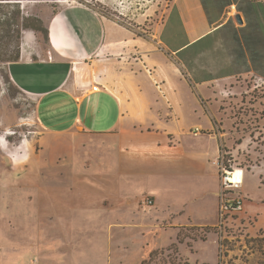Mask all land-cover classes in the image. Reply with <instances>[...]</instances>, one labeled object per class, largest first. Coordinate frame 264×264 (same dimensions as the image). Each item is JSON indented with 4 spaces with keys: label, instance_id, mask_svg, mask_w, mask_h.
Listing matches in <instances>:
<instances>
[{
    "label": "crops",
    "instance_id": "0c3cea01",
    "mask_svg": "<svg viewBox=\"0 0 264 264\" xmlns=\"http://www.w3.org/2000/svg\"><path fill=\"white\" fill-rule=\"evenodd\" d=\"M29 3L45 4L37 14L48 29L47 48L33 31H25L20 57L7 63V73L13 85L33 99L42 133L34 162L42 163L37 175L45 179V186L34 187L45 205L51 200L44 208L51 226L58 224L63 230L61 236L46 235V245H37L33 261L96 264L97 251H86L95 242L105 245L102 264H125L126 252L113 250L122 246L118 235L148 218H155L154 226L162 230L171 229L174 237L148 256L174 243L180 254V245L188 244L177 242L183 239L180 227L217 225V171L214 188L204 189L221 144L215 128L221 134L223 125L217 124V115L223 113L221 104L225 102L227 111L231 100L249 93L245 79L254 76L236 39V28L244 20L236 22L235 5L221 11L209 5L210 22L200 0H173L164 21L149 36L86 3ZM229 17L234 27L225 26ZM3 88L0 77V96ZM196 113L206 122L193 120ZM200 133L214 142L213 154L192 143ZM152 177L169 187L151 186ZM181 177L194 179L186 191ZM212 191V222L197 220V215L192 218L190 213L184 220L179 218L188 201L197 200L199 193L208 198ZM138 193L151 197L153 204L139 209ZM87 212L84 220L74 218ZM58 213L70 218L56 221ZM239 214L255 215L246 211L245 198ZM102 220L115 233L100 236L82 229L87 223L99 227Z\"/></svg>",
    "mask_w": 264,
    "mask_h": 264
},
{
    "label": "rangeland",
    "instance_id": "374dc122",
    "mask_svg": "<svg viewBox=\"0 0 264 264\" xmlns=\"http://www.w3.org/2000/svg\"><path fill=\"white\" fill-rule=\"evenodd\" d=\"M60 1L51 2V4H67ZM88 1L99 14L109 16L138 33L152 36L164 21L167 9L173 0ZM44 5V3H23L22 7L25 12L35 15L38 11L45 10ZM37 34L42 39L41 34ZM43 48L46 49L47 45H43ZM7 74V63H0V77L4 84L0 96V264H31L38 251L37 245H46V235L55 233L56 236H61L63 230L58 224L51 226L49 216L44 211L51 200H47L48 204L45 205L43 195L41 199L38 198V191L34 187L35 185L45 186V179L39 178L40 174L37 175L42 163L38 159L40 165L37 167L34 162L35 154L41 148L39 137L42 133L34 117L33 99L23 94L14 85L7 83L5 79ZM245 80L250 89L249 93L239 96L238 100H231V106L227 111H225V93L222 92L224 103L221 104V109L224 110L222 114L217 115L219 120L216 122L218 125L222 124L223 128L219 126L221 134L218 133L217 128L215 131L221 137L219 152L230 151L229 157L245 170L241 193L246 200V211L250 215L255 214L254 217L250 218L245 214L234 215L233 219L228 220L225 232L212 228L216 226H205L211 227L205 229L197 226H182L179 234L188 246L181 244L180 254L177 253L176 243L167 248L157 249L152 259H149V251L155 247L168 246L174 241V237L171 229L162 230L159 226H154L155 218H152L153 221L148 218V221L142 222L141 225H133L120 231L118 239H121L123 247L114 246L113 250L126 252L124 253L125 264H140L141 260L147 256L144 259L146 264H185V262L220 264L221 261L224 264L256 263V254L247 256L250 246L245 245L244 236L250 233L252 236L256 235L258 232L256 228L264 224V83L257 85L254 76H248ZM192 119L201 123L206 122L200 113L193 115ZM201 132L209 133L207 130ZM192 143L198 150L206 148L212 154L214 153V142L202 136V133L192 140ZM2 144L7 148H3ZM213 165L212 171H209L212 177H207L204 189L215 186V175L218 170L217 165ZM169 179L170 177H166L165 180ZM181 180L180 185L184 187V190L194 181L189 177H181ZM160 181H162L160 178L152 177L150 185L169 187L168 184L164 186V183ZM184 190L183 192L186 191ZM182 195L185 196L183 193ZM137 196L138 208L143 209L144 206L140 201L149 196L140 193ZM87 209L92 210V208ZM185 210L181 217L178 216L181 220L190 213L192 218H196L197 215V220L212 222L215 219L214 191L208 198L199 193L197 200L192 199L187 202ZM87 217L88 212L74 214L75 219L83 218L84 220ZM55 218L56 221H63L68 220L70 216H62L58 213ZM83 228L86 229L87 234L91 231L100 236L115 233V228L107 226V220H102L99 227H93L87 223ZM201 235L206 236L205 241L198 238ZM186 237L197 240L194 250L191 247L193 240H188ZM225 239H227L226 242ZM104 249V244L96 245L93 242V247L86 251L103 252ZM97 252L98 255L94 257L93 262L102 264L105 260V252L102 254ZM244 259L249 260L245 263Z\"/></svg>",
    "mask_w": 264,
    "mask_h": 264
},
{
    "label": "trees",
    "instance_id": "16d2710c",
    "mask_svg": "<svg viewBox=\"0 0 264 264\" xmlns=\"http://www.w3.org/2000/svg\"><path fill=\"white\" fill-rule=\"evenodd\" d=\"M29 2H58V0H0V63L19 59L25 31H33L42 47L48 44V29L44 21L36 14L25 12L22 7L23 3ZM200 2L210 22L213 21L209 14V5L218 7L219 11L224 7L227 10L231 5H235L236 14H241L244 20V25L237 27L238 32L236 30L235 34L240 46L245 50V59L249 65L247 70L253 71L254 76L264 79V0H212L209 3L208 0H200ZM230 25L234 27L233 17H229L225 22V26ZM37 33L41 34L42 39ZM5 79L7 83L13 85L8 74ZM244 237L245 245L250 246L247 256L256 254L255 264H264V228L254 236L248 234ZM198 238L202 241L206 240L205 235ZM178 241L183 242V239L178 238ZM154 254V252L151 253L149 259H152ZM248 260L244 259V262L247 263ZM142 264H146V261ZM185 264L188 263L185 262Z\"/></svg>",
    "mask_w": 264,
    "mask_h": 264
},
{
    "label": "built area",
    "instance_id": "2783aa9c",
    "mask_svg": "<svg viewBox=\"0 0 264 264\" xmlns=\"http://www.w3.org/2000/svg\"><path fill=\"white\" fill-rule=\"evenodd\" d=\"M61 1L66 2L67 4L90 3L88 0ZM255 78L257 85L264 83L263 78L259 76H255ZM97 89V84L92 86L93 91H96ZM229 154H231L230 151H220L215 162L219 176L218 221L216 227L221 232H225L228 220L233 219L234 215L239 214L243 210L244 202V197L241 193L244 169L238 165V163H235L234 159L229 157ZM238 169H240L239 174L237 173ZM140 202L143 206H151L153 204V199L150 197H145ZM31 264H37V262L32 261ZM220 264H224L223 261H221Z\"/></svg>",
    "mask_w": 264,
    "mask_h": 264
},
{
    "label": "water",
    "instance_id": "95a60500",
    "mask_svg": "<svg viewBox=\"0 0 264 264\" xmlns=\"http://www.w3.org/2000/svg\"><path fill=\"white\" fill-rule=\"evenodd\" d=\"M234 17H235V20H236V22L238 24H242L243 23V18H242V16L239 13L235 14Z\"/></svg>",
    "mask_w": 264,
    "mask_h": 264
},
{
    "label": "bare ground",
    "instance_id": "6f19581e",
    "mask_svg": "<svg viewBox=\"0 0 264 264\" xmlns=\"http://www.w3.org/2000/svg\"><path fill=\"white\" fill-rule=\"evenodd\" d=\"M9 134V133H8ZM2 147L3 148H7L4 144H2ZM237 173L239 174L240 173V169L237 170Z\"/></svg>",
    "mask_w": 264,
    "mask_h": 264
}]
</instances>
